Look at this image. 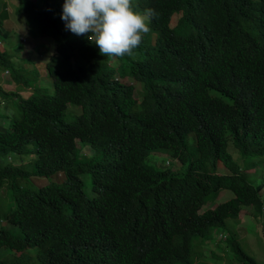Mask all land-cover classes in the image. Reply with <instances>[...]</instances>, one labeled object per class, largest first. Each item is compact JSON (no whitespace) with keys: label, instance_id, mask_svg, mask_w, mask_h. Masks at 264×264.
Listing matches in <instances>:
<instances>
[{"label":"trees","instance_id":"obj_1","mask_svg":"<svg viewBox=\"0 0 264 264\" xmlns=\"http://www.w3.org/2000/svg\"><path fill=\"white\" fill-rule=\"evenodd\" d=\"M133 4L158 15L134 55L112 61L88 34L66 30L63 6L39 11L37 30L55 44L45 62L53 94L18 97L19 117L7 130L0 126V157L23 154L29 144L35 154L31 171L0 167V187L57 172L65 180L11 193L0 264H215L194 251L193 238H212L213 226L252 216L248 207L264 208V183H253L257 171L246 175L247 165L228 150L249 157V167L264 162V0ZM7 16L3 9L0 26ZM5 38L0 29V69L15 84L37 85L33 59L20 54L23 43ZM42 42L26 53L45 56L51 45ZM71 58L78 65L65 67ZM1 96L18 94L0 86ZM68 106L72 114L79 110L72 122L62 120ZM79 142L94 154L82 156ZM159 151L187 164L186 172L151 166L150 155ZM83 173L91 174L94 196L83 192ZM223 189L233 195L206 204ZM228 244L241 264H258L239 241ZM33 246L30 257L25 249Z\"/></svg>","mask_w":264,"mask_h":264},{"label":"rangeland","instance_id":"obj_2","mask_svg":"<svg viewBox=\"0 0 264 264\" xmlns=\"http://www.w3.org/2000/svg\"><path fill=\"white\" fill-rule=\"evenodd\" d=\"M8 2V8L10 12V18L5 23V29L9 32L7 38H5L4 42H7L10 45V42L14 41L16 43H23L24 50L20 52L22 56L28 55L29 58L33 59L32 66L37 70L38 75H40L37 85H23L21 82L14 83L11 79L10 73L5 70L0 69V86L3 90H7L10 92H14L18 94V96H8L2 98L0 97V126L2 130H7L10 128L9 122L12 119L19 117V111L17 106V98L21 97L23 99L29 97H38V96H50L53 94V84L48 75L45 74V62L49 57L51 52H54V40L53 38L39 34L37 30V17L38 12L44 5V1L42 0H0V9L3 4ZM59 3H62L64 0H55ZM16 8H21L25 12L17 15L14 13L12 5ZM177 14L174 13L170 17V24L175 22ZM75 35V34H74ZM77 36V35H75ZM21 37L25 38V40H21ZM1 40V39H0ZM2 41V40H1ZM0 41V49L3 48ZM39 41H44L40 44L48 41L51 45L49 50L46 52L45 56L39 57L40 54L37 50H26L28 48H33L34 45H37ZM26 47V48H25ZM49 52V53H48ZM24 54V55H23ZM115 58V57H114ZM114 58H110L112 61ZM71 61L65 62V67H76L78 65V61L76 59L71 58ZM28 75V74H25ZM30 77L32 75H29ZM35 78V77H34ZM125 83H133L132 79L123 78L121 79ZM20 87L28 86V88L22 89ZM79 113L77 107L75 106L74 113L70 112V106H68L62 120L64 122H72L75 119V116ZM193 139L192 136L189 135L188 146L189 156H194L193 153ZM78 148L80 149V153L82 156L84 155H93L94 150L90 145H85V147H81V143H77ZM229 152L232 154L235 162L240 166L247 165L244 169L245 174L248 175L252 173L254 170L257 172L253 174L254 184L258 185L264 183V162L261 159H258V164L255 167H249L248 163L250 161L249 157H245L238 150L231 148L228 146ZM263 159V157H262ZM35 160V154L33 152L32 144L27 146V151L23 154L9 153L6 156L0 157V167H23V171H31L32 162ZM150 165L153 166L157 170H170L172 172L177 173L178 175H183L184 172H180L182 168L183 171L186 172L187 164H182L177 159H174L168 152L159 151L156 153H152L149 157ZM264 160V159H263ZM169 163V165H167ZM10 168V167H9ZM89 173H83L79 175V178L82 181V189L85 195L94 196V192H92L93 184L92 178H90ZM13 181H5L0 187V227L8 228L6 224V220L3 219L4 211H8L10 206L12 205L11 193L13 191L20 190V187L26 188H41L49 185L50 183L60 184L65 180V176L62 172H57L50 177H30L24 179L11 178ZM11 186L16 185L15 189L9 188V183ZM20 186V187H19ZM230 190L223 189L218 192L213 201L208 197L207 203L211 206L213 203H221L225 202L230 197ZM232 193V192H231ZM233 195V193H232ZM231 195V196H232ZM264 198V195H261ZM212 203V204H211ZM205 204V205H206ZM204 205V206H205ZM247 211L252 214V216L246 215L245 218H242L241 215L239 218L230 217L227 219L226 226H213L209 232L212 234V238H201L199 236H195L193 238V249L195 251V246L199 255L205 257L208 261H215V264H241L237 258L232 253V248H230L228 242L231 240H237L240 242L241 246L247 251V253L253 256L258 264H264V208L260 211L255 210L252 207H248ZM246 210L244 209L243 213ZM222 232V235L218 236V232ZM209 236V233L205 235ZM228 240V241H227ZM25 253L30 257L35 255V246L28 247L25 249ZM0 260L3 258V255H0Z\"/></svg>","mask_w":264,"mask_h":264},{"label":"clouds","instance_id":"obj_3","mask_svg":"<svg viewBox=\"0 0 264 264\" xmlns=\"http://www.w3.org/2000/svg\"><path fill=\"white\" fill-rule=\"evenodd\" d=\"M42 1L44 9L63 6L61 19L65 21L66 30L77 36L88 34V41L99 48L101 56L107 58L133 56L134 49L141 45L144 36L151 31V19L158 15L155 9L137 10L133 0ZM12 8L17 15L25 12L23 9L18 11L13 5ZM3 9L8 16L2 21L0 29L7 37L9 32L5 29V23L10 18L8 2L5 1L0 12ZM21 40L25 38L21 37Z\"/></svg>","mask_w":264,"mask_h":264}]
</instances>
